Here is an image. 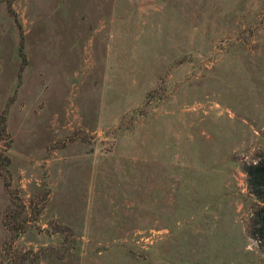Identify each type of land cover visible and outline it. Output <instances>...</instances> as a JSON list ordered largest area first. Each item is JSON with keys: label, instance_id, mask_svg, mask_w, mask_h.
I'll use <instances>...</instances> for the list:
<instances>
[{"label": "rangeland", "instance_id": "obj_1", "mask_svg": "<svg viewBox=\"0 0 264 264\" xmlns=\"http://www.w3.org/2000/svg\"><path fill=\"white\" fill-rule=\"evenodd\" d=\"M264 0H0V264H263Z\"/></svg>", "mask_w": 264, "mask_h": 264}, {"label": "trees", "instance_id": "obj_2", "mask_svg": "<svg viewBox=\"0 0 264 264\" xmlns=\"http://www.w3.org/2000/svg\"><path fill=\"white\" fill-rule=\"evenodd\" d=\"M250 192L260 201L250 218L248 231L264 255V156L245 166ZM264 264V261H263Z\"/></svg>", "mask_w": 264, "mask_h": 264}]
</instances>
